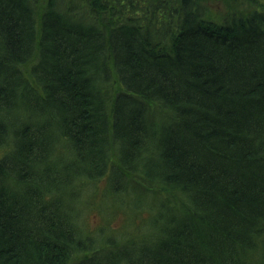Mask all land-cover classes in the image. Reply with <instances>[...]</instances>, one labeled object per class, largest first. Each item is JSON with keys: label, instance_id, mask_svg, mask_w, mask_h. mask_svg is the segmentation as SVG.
Segmentation results:
<instances>
[{"label": "trees", "instance_id": "16d2710c", "mask_svg": "<svg viewBox=\"0 0 264 264\" xmlns=\"http://www.w3.org/2000/svg\"><path fill=\"white\" fill-rule=\"evenodd\" d=\"M227 5L0 0V264H264V2ZM104 176L126 237L81 224Z\"/></svg>", "mask_w": 264, "mask_h": 264}, {"label": "rangeland", "instance_id": "374dc122", "mask_svg": "<svg viewBox=\"0 0 264 264\" xmlns=\"http://www.w3.org/2000/svg\"><path fill=\"white\" fill-rule=\"evenodd\" d=\"M202 1L219 11L229 9L227 5L228 0ZM258 1L264 2V0H257V2ZM240 2L241 0H236V3ZM253 5L249 2H243L239 6L248 10L253 8ZM1 153L2 152H0V155ZM108 187V176H104L99 180H85L82 183L83 192L80 202L81 224L85 230H92V232L99 231V228L105 226V230L113 233L115 236L117 235L120 238H123L138 230L137 225L140 224L141 218L147 217L148 212H135L132 210V207L126 203L123 206L120 205L116 201V197L112 196Z\"/></svg>", "mask_w": 264, "mask_h": 264}]
</instances>
